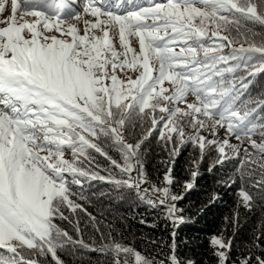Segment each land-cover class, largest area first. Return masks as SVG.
<instances>
[{
  "label": "snow or ice",
  "instance_id": "1",
  "mask_svg": "<svg viewBox=\"0 0 264 264\" xmlns=\"http://www.w3.org/2000/svg\"><path fill=\"white\" fill-rule=\"evenodd\" d=\"M128 3L133 6L119 14L109 0H85L83 14L93 20H85L81 30L70 22L81 17L73 0H0V249L5 250L0 264H40L39 257L49 254L55 264H62L57 249L64 247L63 238H72L53 221L66 218L63 206L72 211L81 207L70 199L75 193L69 183L81 185L84 177L140 194L143 172L136 177L131 173L143 141L127 143L123 135L126 124L135 126L136 117L149 122L145 139L159 129L165 147L174 145L173 154L177 142H191L201 154L207 145H215L218 162L227 158L226 148L240 151L228 139H215L217 128L225 129L255 150L243 149L240 178L247 176L264 192V96L252 99L244 91L251 83L247 77L264 72V41L223 54L233 41L221 35L231 27L239 33L241 26L252 32L249 23L264 26V0ZM238 72L243 73L239 87ZM132 73H137L135 78ZM157 110L166 115L158 119ZM203 131L214 138L207 139ZM101 137L121 153L123 164L94 142ZM69 149L72 160L65 159ZM89 149L119 169L120 178L86 170L82 165L93 159ZM164 182L173 183L170 170ZM153 191L161 203L170 196L167 187L153 186ZM239 195L244 207H251L253 196L244 187ZM176 211L174 205L169 208L170 219L182 222ZM76 243L89 247L82 239ZM212 244L231 249V242L221 238ZM108 247L116 253V264L121 253L124 264L128 256L133 264H153L130 247ZM216 255L219 264H226V251ZM171 264H178L174 255ZM255 264H264V256H256Z\"/></svg>",
  "mask_w": 264,
  "mask_h": 264
},
{
  "label": "trees",
  "instance_id": "2",
  "mask_svg": "<svg viewBox=\"0 0 264 264\" xmlns=\"http://www.w3.org/2000/svg\"><path fill=\"white\" fill-rule=\"evenodd\" d=\"M155 2L163 0H133L135 5L143 6ZM75 3L79 11L85 6V0H75ZM132 6L128 0H109L111 10L119 14L127 12ZM249 26L252 32L242 26L239 33L231 26L230 32L221 31V35H227L233 41L230 45L228 41H224L228 46L222 49L223 54H230L241 45L247 48L253 42L259 44L264 41V26L251 23ZM205 43H208L207 38ZM242 74H236L238 87L239 76ZM247 80L251 83L244 90L246 97L259 99L264 96V72L249 76ZM191 98L194 99L191 96L187 99ZM180 107L183 108L184 105ZM261 111L264 114V110ZM154 115L159 119L166 114L157 110ZM134 125L126 124L123 135L127 143L143 141L140 143L138 156L132 161L135 170L131 173L136 177L138 171L143 172L145 182L140 185V194L134 188H117L112 183L84 177L80 178L81 185L69 183L75 193L70 194V199L81 207L72 211L70 207L63 206L66 218L57 217L53 221L72 238L71 241L63 238L64 247L57 249V256L62 264H116V253L108 247L113 243L134 249L153 264H171L173 255L178 264H219L216 255L218 251L227 252L226 264H242L246 257H251L250 264H255L256 256H264V192L253 187L247 176L243 181L240 178V172L245 167L242 164L245 160L243 149L247 148L253 153L255 151L250 144H241L231 138L225 129L218 127L216 140L228 139L231 146L240 148L239 154L232 148H226L227 158L218 162L220 153L215 145H207L201 154L200 149L191 142H177L176 153L173 154L174 145L169 142L165 147V142L159 139V129L145 139L149 122L136 117ZM190 132L191 129L186 128V133ZM201 134L207 139L214 138L207 131ZM253 138L260 141L259 136ZM94 142L101 144L112 159L124 163L121 153L110 146L111 141L105 142V138L101 137ZM88 152L93 159L82 165L86 170L105 177L111 172L113 176L120 178V170L114 168L108 159L93 149ZM65 159L72 160L70 149L66 150ZM169 170L173 180L171 185L164 182V176ZM193 173L196 175L193 176ZM66 177L70 182L71 176L66 174ZM254 178H258V174ZM188 183L192 184L191 189L186 187ZM153 186L167 187L170 196L181 198L171 200L169 196L161 203ZM241 187L253 196L251 207H244L239 195ZM145 189L146 193L143 191ZM150 200L154 203H150ZM173 205L177 209L174 215L182 217V222L170 219L169 208ZM257 237L260 239L257 240ZM214 238L230 241L231 249H218L212 244ZM81 239L89 245L88 248L76 243ZM4 253L5 250L0 249V254ZM124 259L125 254L121 253L120 264H124ZM127 259L128 264H133L132 256ZM39 260L40 264H55L50 254L39 257Z\"/></svg>",
  "mask_w": 264,
  "mask_h": 264
},
{
  "label": "rangeland",
  "instance_id": "3",
  "mask_svg": "<svg viewBox=\"0 0 264 264\" xmlns=\"http://www.w3.org/2000/svg\"><path fill=\"white\" fill-rule=\"evenodd\" d=\"M73 3H75V0H73ZM112 8L114 9V6H112ZM80 12H81L80 19L79 20L73 19L70 22L71 23H77L79 25V27L81 28V30H83V28L85 27L84 21L85 20H93V18L90 15L83 14V9H81ZM29 19H32V18L29 17ZM81 34H83V31H81ZM132 46L138 49V44L135 42V40H133ZM121 75L123 76L124 74L121 73ZM136 75H137V73H132L133 78H135ZM165 87H169V85L167 84V82L165 83ZM193 100L194 99L191 98L190 100H188V102H192Z\"/></svg>",
  "mask_w": 264,
  "mask_h": 264
},
{
  "label": "bare ground",
  "instance_id": "4",
  "mask_svg": "<svg viewBox=\"0 0 264 264\" xmlns=\"http://www.w3.org/2000/svg\"><path fill=\"white\" fill-rule=\"evenodd\" d=\"M259 143V142H258Z\"/></svg>",
  "mask_w": 264,
  "mask_h": 264
}]
</instances>
